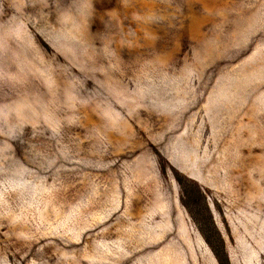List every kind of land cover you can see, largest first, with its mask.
<instances>
[{"label": "rangeland", "instance_id": "1", "mask_svg": "<svg viewBox=\"0 0 264 264\" xmlns=\"http://www.w3.org/2000/svg\"><path fill=\"white\" fill-rule=\"evenodd\" d=\"M0 264H264V0H0Z\"/></svg>", "mask_w": 264, "mask_h": 264}]
</instances>
